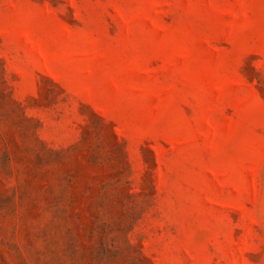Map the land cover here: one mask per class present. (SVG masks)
Here are the masks:
<instances>
[{
	"label": "rangeland",
	"instance_id": "rangeland-1",
	"mask_svg": "<svg viewBox=\"0 0 264 264\" xmlns=\"http://www.w3.org/2000/svg\"><path fill=\"white\" fill-rule=\"evenodd\" d=\"M0 264H264V0H0Z\"/></svg>",
	"mask_w": 264,
	"mask_h": 264
}]
</instances>
